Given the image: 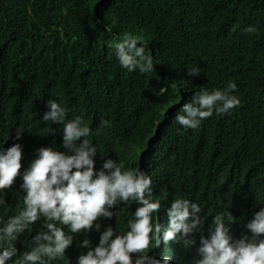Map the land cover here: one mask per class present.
Instances as JSON below:
<instances>
[{"label": "trees", "instance_id": "trees-1", "mask_svg": "<svg viewBox=\"0 0 264 264\" xmlns=\"http://www.w3.org/2000/svg\"><path fill=\"white\" fill-rule=\"evenodd\" d=\"M248 25L257 31L244 33ZM125 32L148 43L157 63L149 81L121 68L110 47ZM192 66L201 74L189 78ZM228 81L238 86V109L214 113L195 130L172 119L194 91ZM49 99L63 104L68 119L79 115L90 124L101 151L95 160L119 159L153 177L158 223L167 224L175 197L200 204L206 221L197 243L172 264H191L218 212L237 218L230 226L235 237L251 234L246 224L264 206V0H0V147L23 145L21 171L39 147L63 150V125L42 122ZM101 118L111 127L100 128ZM16 127L28 130L20 140ZM21 182L6 190L9 206L0 207V217L23 206ZM120 207L117 217L100 218L102 230L125 228L138 205ZM99 235L93 230L88 238L98 243ZM84 238L53 264H68L67 257L74 264L87 251L77 245ZM169 247L161 242L149 254L161 258Z\"/></svg>", "mask_w": 264, "mask_h": 264}, {"label": "clouds", "instance_id": "clouds-1", "mask_svg": "<svg viewBox=\"0 0 264 264\" xmlns=\"http://www.w3.org/2000/svg\"><path fill=\"white\" fill-rule=\"evenodd\" d=\"M104 31L112 34L113 30L104 23ZM242 31L251 35L257 28L248 25ZM113 39L110 47L114 48L120 67L128 72L139 71L149 81L156 73L157 63L148 52V43L133 32ZM187 68L189 78L201 74L199 66ZM237 91L234 81L222 88L194 91L172 119L184 130L198 129L214 113L225 115L238 109L242 101ZM46 108L42 122L63 125V150L41 146L21 171L23 145L16 142L7 148L0 147V207L9 206L5 193L14 187L18 177L24 193L23 206L6 219L0 217V264L63 261L66 249L81 234L85 238L77 240V245L87 251L81 252L74 264H172V254L157 258L150 251L161 242L164 246L178 242L185 249L197 243L196 234L206 221L200 204L183 196L175 197L166 208L167 224L158 223L161 200L153 197V177L119 159L95 160L101 151L91 139L90 124L79 115L68 119L66 108L56 100L49 99ZM99 127L110 128L111 123L101 118ZM25 130L16 127L17 140ZM52 131V127L48 128L47 134ZM133 202L138 207L125 228L108 225L102 230L100 218L117 217L125 211L121 205ZM41 220L39 229L33 230V225ZM236 220L229 210L216 213L208 235L199 238L191 264H264V206L246 224L250 235L242 233L235 237L231 233L230 226ZM93 230L100 233L98 243L88 238Z\"/></svg>", "mask_w": 264, "mask_h": 264}, {"label": "bare ground", "instance_id": "bare-ground-1", "mask_svg": "<svg viewBox=\"0 0 264 264\" xmlns=\"http://www.w3.org/2000/svg\"><path fill=\"white\" fill-rule=\"evenodd\" d=\"M169 245H170V247H169L168 250L165 251V254H172V257H173V253H172L173 250L176 251V254H178L179 247L176 246V243L173 242V243H170ZM178 256H179V255H178Z\"/></svg>", "mask_w": 264, "mask_h": 264}, {"label": "rangeland", "instance_id": "rangeland-1", "mask_svg": "<svg viewBox=\"0 0 264 264\" xmlns=\"http://www.w3.org/2000/svg\"><path fill=\"white\" fill-rule=\"evenodd\" d=\"M185 254H187V253L185 252V248H182V249H180V250L178 251L177 257L173 256V258H180V257H182V256L185 255ZM178 255H179V256H178ZM193 257H194V256H193Z\"/></svg>", "mask_w": 264, "mask_h": 264}]
</instances>
